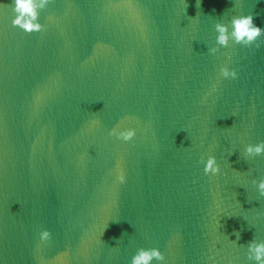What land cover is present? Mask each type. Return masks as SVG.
Segmentation results:
<instances>
[{
    "label": "water",
    "instance_id": "water-1",
    "mask_svg": "<svg viewBox=\"0 0 264 264\" xmlns=\"http://www.w3.org/2000/svg\"><path fill=\"white\" fill-rule=\"evenodd\" d=\"M241 13L264 28V0H53L30 34L0 11V264H129L151 247L165 264H250L264 155L242 152L264 140V45L207 53L213 23ZM225 63L237 79L218 80ZM123 117L127 143L107 134Z\"/></svg>",
    "mask_w": 264,
    "mask_h": 264
},
{
    "label": "clouds",
    "instance_id": "clouds-1",
    "mask_svg": "<svg viewBox=\"0 0 264 264\" xmlns=\"http://www.w3.org/2000/svg\"><path fill=\"white\" fill-rule=\"evenodd\" d=\"M52 2L53 0H8L7 3H0V11L7 10L11 14L10 25L12 27L18 28L25 34L39 33L46 27L40 22V13L45 11ZM212 30L215 37L213 44L207 47L209 55H215L220 49H226L229 46V41L232 45H238L244 49L260 48L264 45V28L254 24L251 13L231 15L227 23L216 21L212 25ZM237 76L236 69L229 68L226 63L221 64L217 69L218 80H235ZM214 87L215 85H213ZM127 119L128 117H123L116 125L108 129V136L114 137L122 143L131 141L136 134V129L122 127L124 120ZM98 123L97 120H91L90 126L98 125ZM261 155H264V140L244 145L242 152L244 158L251 159ZM202 163L205 175L215 176L220 170L215 156H207V158L202 159ZM124 180L123 172L118 169L114 182L122 184ZM252 183L255 184L257 196L264 197V177L258 181H252ZM233 234L236 240H239V232ZM51 236V232L46 228H40L36 232L39 244H44L51 239ZM244 255L250 264H264V242L250 240ZM129 264H165V257L156 247L137 248L131 256Z\"/></svg>",
    "mask_w": 264,
    "mask_h": 264
}]
</instances>
